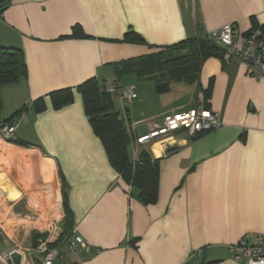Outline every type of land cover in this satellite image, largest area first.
I'll return each mask as SVG.
<instances>
[{"label":"crops","instance_id":"1","mask_svg":"<svg viewBox=\"0 0 264 264\" xmlns=\"http://www.w3.org/2000/svg\"><path fill=\"white\" fill-rule=\"evenodd\" d=\"M226 25L241 44L249 31L264 28V0H0V49H20L27 68L26 76L1 88V118L26 105L11 123L14 138L31 145L0 139V195L10 211L31 212L32 195L43 210L55 202L50 244L63 233L69 211L72 232L55 264H239L229 247L244 235L264 234V79L235 60L210 56L198 82H171L163 94L155 80L136 74L137 83L109 85L125 75H117L118 64ZM76 28L80 36H72ZM91 79L135 87L137 100L124 103L138 134L197 106L199 88L210 90L203 106L219 115L220 129L196 140L176 133L165 142L166 154L162 145L140 147L158 161L155 203L144 202L112 166L95 134L77 90ZM66 89L73 101L54 108L50 94ZM182 95L191 102L178 101ZM74 236L92 251L77 245L69 252ZM22 264L38 262L23 258Z\"/></svg>","mask_w":264,"mask_h":264},{"label":"trees","instance_id":"2","mask_svg":"<svg viewBox=\"0 0 264 264\" xmlns=\"http://www.w3.org/2000/svg\"><path fill=\"white\" fill-rule=\"evenodd\" d=\"M79 31L78 28L74 29L72 36H80ZM224 53V48L208 34H200L198 37L161 49L153 55L124 61L117 65L116 70L118 76L133 73L140 78L149 77L155 80L158 93L163 94L169 91L171 82H198L205 59L210 56L223 58ZM26 73L27 68L20 49H0V91L4 85L18 82L20 78L26 76ZM106 88L105 83L91 79L80 85L77 90L82 94L86 114L95 134L101 139L112 166L132 187L137 188L139 197L144 202L155 203L158 197V161L145 152L136 161L133 160L126 124L121 119L120 111L116 110L113 96L106 92ZM199 92L204 100L209 99L210 90L199 88ZM50 98L54 108H60L73 101V91L71 89L55 91L50 94ZM35 103L36 109L42 110L43 100L39 99ZM204 108H208L207 104ZM1 110L0 94V123L12 125L11 120L21 113L19 111L16 115L2 120ZM207 133L209 132L199 133L191 139L196 140ZM8 142L22 147L31 146L18 138ZM65 198L64 194V207ZM63 225L65 235H70L72 224L68 210L66 222ZM63 241L64 237L58 241V244Z\"/></svg>","mask_w":264,"mask_h":264},{"label":"built area","instance_id":"3","mask_svg":"<svg viewBox=\"0 0 264 264\" xmlns=\"http://www.w3.org/2000/svg\"><path fill=\"white\" fill-rule=\"evenodd\" d=\"M208 35L224 48V59L226 61L235 60L245 66L248 75L257 79H264V28L249 31L243 37L241 44L235 39L232 25H226ZM106 92L116 96L117 103L120 106L121 119L126 124L130 138V149L134 161L138 158L137 147L162 145V154H166L168 148L165 142L173 139L175 133H182L189 138H193L199 133L216 131L222 127L219 115L204 108L203 95L199 94V102L194 108L167 114L164 116L162 123L156 125L151 131L138 134L132 129L124 106V100L131 102L138 98L135 87L127 86L123 89L107 87ZM15 132V125L0 123V139L3 141L8 142L13 139ZM77 245H80L87 252H91L93 249L80 237L74 236L73 240L68 241L67 250L73 252ZM95 250L99 252L98 249ZM41 251L43 264H55V261L62 256L59 249H41ZM229 251L239 264H264V234H258L254 237L244 235L237 244L229 247ZM10 255L11 253H3V258L8 259Z\"/></svg>","mask_w":264,"mask_h":264},{"label":"rangeland","instance_id":"4","mask_svg":"<svg viewBox=\"0 0 264 264\" xmlns=\"http://www.w3.org/2000/svg\"><path fill=\"white\" fill-rule=\"evenodd\" d=\"M181 53H177V54H181ZM131 82H135V83L138 82L136 76L134 74H125V75H123V77L121 79L111 81L109 85L122 87L125 84H129ZM146 92H148V91L146 90ZM176 98L177 97H175V99H174L175 104H177L178 101H181V103H184V102L190 103L191 102L189 95H185V96L182 95L180 97V100H178V101H176ZM136 100L137 99H135L133 101H136ZM149 101H150V99H147V97H146V99H144V102L142 100L143 107H141V108H144L145 106H147ZM151 102H154V101H151ZM155 103H158V102H155ZM124 104H125L124 106L126 107L127 106L126 103H124ZM26 109H27V106L23 105L19 110H21V113H22V112L26 111ZM8 116L9 115L6 113H4V115H3L4 118H6ZM17 117H19V115ZM173 136H175V135H173ZM143 152L151 155L149 153L148 147L145 150L137 147L138 157ZM3 163L4 162L0 160V170H1V168H3L2 167ZM31 170L28 169L29 172ZM3 178H4V176L0 177V189H2V191L4 190L3 187L5 186L4 180H2ZM28 192L31 193V190H29ZM64 194H65V191L62 187L63 203H64ZM43 204L44 203L42 202V200H40L39 197L32 195L30 197V204L28 206V207H30V209H32L31 212L27 211V210L22 211L20 209L10 211L9 207L7 206V199H6L5 195H3V192H2V195H0V233L6 237V239L8 241V248L5 251H0V264H6V259L3 258V253H12L15 251L20 253L22 255V257L28 262H31V261L36 262L37 261L38 264H42V253H41L42 251H41V249H46V250L60 249L61 245H63L65 247L66 243H64V242H65L66 238L68 237V234L65 235L64 230H63V233L61 234V236L58 238L57 241H55L52 244L47 242L49 235L53 234V226H54L53 221H55L54 216L56 217V213L53 212V209L55 208V202L52 201V206H51L52 209L50 211L41 209L42 207L43 208L45 207ZM63 206H64V204H63ZM21 207L22 208L24 207L23 204L21 205ZM65 222H66V217L64 219V223ZM62 237H64V241L62 243L58 244V241ZM63 253L66 255L67 259L70 258L71 254L68 253L67 250H64Z\"/></svg>","mask_w":264,"mask_h":264},{"label":"water","instance_id":"5","mask_svg":"<svg viewBox=\"0 0 264 264\" xmlns=\"http://www.w3.org/2000/svg\"><path fill=\"white\" fill-rule=\"evenodd\" d=\"M8 248V243L3 234L0 233V251H5ZM22 255L18 252H12L10 257L6 259V264H22Z\"/></svg>","mask_w":264,"mask_h":264},{"label":"bare ground","instance_id":"6","mask_svg":"<svg viewBox=\"0 0 264 264\" xmlns=\"http://www.w3.org/2000/svg\"><path fill=\"white\" fill-rule=\"evenodd\" d=\"M3 198V197H2Z\"/></svg>","mask_w":264,"mask_h":264}]
</instances>
